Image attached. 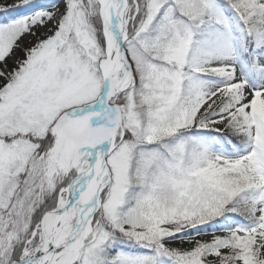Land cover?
<instances>
[{
  "label": "snow or ice",
  "instance_id": "6c2138e0",
  "mask_svg": "<svg viewBox=\"0 0 264 264\" xmlns=\"http://www.w3.org/2000/svg\"><path fill=\"white\" fill-rule=\"evenodd\" d=\"M0 264H264V0H0Z\"/></svg>",
  "mask_w": 264,
  "mask_h": 264
}]
</instances>
